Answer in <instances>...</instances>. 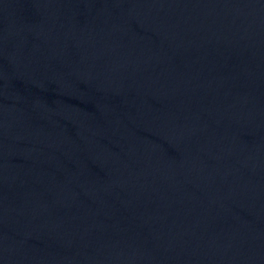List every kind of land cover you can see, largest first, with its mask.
Returning <instances> with one entry per match:
<instances>
[{
	"label": "water",
	"instance_id": "water-1",
	"mask_svg": "<svg viewBox=\"0 0 264 264\" xmlns=\"http://www.w3.org/2000/svg\"><path fill=\"white\" fill-rule=\"evenodd\" d=\"M0 264H264V0H0Z\"/></svg>",
	"mask_w": 264,
	"mask_h": 264
}]
</instances>
